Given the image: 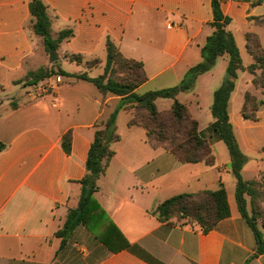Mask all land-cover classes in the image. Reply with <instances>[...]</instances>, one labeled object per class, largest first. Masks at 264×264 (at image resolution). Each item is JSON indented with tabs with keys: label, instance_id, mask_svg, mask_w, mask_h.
Wrapping results in <instances>:
<instances>
[{
	"label": "crops",
	"instance_id": "crops-1",
	"mask_svg": "<svg viewBox=\"0 0 264 264\" xmlns=\"http://www.w3.org/2000/svg\"><path fill=\"white\" fill-rule=\"evenodd\" d=\"M31 1L0 0V141L6 145L0 152V264H155L138 254V248L159 264H245L256 253V239L238 209L236 186H226L229 175L233 176L231 158L225 143L209 130L215 122L213 101L207 99L204 105L198 90L202 81L214 98L227 70L228 56L219 57L210 71L200 75L192 91L176 96H183L180 102L210 140L213 165L181 162L167 149L153 146L143 127L129 126L131 111L119 112L116 124L121 140L112 144L115 156L95 193L115 226L110 229L119 240L113 237L114 250L84 226L77 227L63 249L56 233L64 227L69 211L79 205L80 181L87 173L95 125L110 117L121 97L103 95L92 83L63 76L61 82L56 76L38 85H26L27 74L40 68L88 71L89 75L96 69L100 72L97 76L101 75L110 39L124 57L144 63L148 80L137 93L175 87L203 61L202 48L214 32L210 25L212 0H41L47 6L54 37L63 30H73V36L61 43L54 61L49 60L52 54L47 55L42 38L32 29ZM220 3L224 15L231 19L229 29L244 66L229 102L235 135L249 158L242 175L255 170L259 174L253 180H260L264 173V103L257 121L244 119L242 110L246 93L264 100L247 70L255 62L247 35L255 34L264 48V0ZM72 55L82 56L83 62L72 61ZM220 58L222 66L217 64ZM93 60L100 63L89 69L86 63ZM68 64L71 71L65 69ZM246 73L251 78H246ZM48 82L51 90L42 92ZM124 113L129 119L121 127ZM67 133L71 134L70 153L62 144ZM222 184L231 215L209 233L197 223L178 218L161 222L154 214L171 197L216 190ZM118 234L130 247H121ZM249 264H264V254Z\"/></svg>",
	"mask_w": 264,
	"mask_h": 264
},
{
	"label": "trees",
	"instance_id": "trees-1",
	"mask_svg": "<svg viewBox=\"0 0 264 264\" xmlns=\"http://www.w3.org/2000/svg\"><path fill=\"white\" fill-rule=\"evenodd\" d=\"M29 9L32 29L42 38L45 52L49 56L56 54L61 43L73 36V30H63L54 37L47 6L41 0H32ZM212 11L213 21L210 25L214 28V32L202 48L203 61L192 67L181 83L175 87L143 94L137 93L136 89L148 80L144 63L124 57L110 39L106 43L107 59L104 70L99 76L92 77L88 71L69 73L62 69L49 68H40L27 74L26 85L28 86L38 85L53 76H63L92 83L103 95L112 94L121 97L119 106L110 117L95 125V137L86 161L87 173L80 181L82 188L79 205L69 211L64 227L56 233L62 240L61 249L66 246L68 238L77 227L84 226L94 233L96 239L110 250H114L111 243L115 236L110 230L113 225L96 200L95 193L99 190V179L105 175L115 156L112 144L121 140L116 123L122 109L132 112L129 126L143 127L147 132L148 141L153 146L167 149L183 163L214 164L215 155L210 140L200 131L199 123L191 117L188 107L178 101L176 96L181 92L192 91L200 75L210 71L219 57L228 56L227 75L221 86L214 92L211 113L215 122L210 125L209 130L228 148L231 158L230 169L236 180L235 197L238 209L256 239V253L245 264H249L258 255L264 254V221L261 220L259 224V220L264 219V173L260 180L243 178L242 171L249 158L241 150L229 114L230 98L235 90L238 73L244 69L243 61L233 33L229 29L231 19L224 15L220 0H212ZM247 46L255 61L247 70L253 75V84L262 90L264 96V48L255 34L247 35ZM69 58L79 64L83 62L80 55H72ZM99 63V60H93L87 62L86 66L92 69ZM161 98L174 100L172 107L167 110L169 116L166 118L162 115L164 112L159 111L156 106V101ZM263 103L264 100L246 93L242 110L243 118L257 121V114ZM62 144L64 150L70 153V133L63 137ZM5 148L6 145L0 141V152ZM154 214L161 222L170 221L172 218L186 219L187 222L197 223L204 233H209L217 227L219 222L231 215L227 189L222 184L216 190L176 195L161 203ZM119 237L120 242L123 243L121 247H130L121 235ZM115 241L119 242L116 237ZM136 251L149 261L159 264L139 248Z\"/></svg>",
	"mask_w": 264,
	"mask_h": 264
},
{
	"label": "rangeland",
	"instance_id": "rangeland-1",
	"mask_svg": "<svg viewBox=\"0 0 264 264\" xmlns=\"http://www.w3.org/2000/svg\"><path fill=\"white\" fill-rule=\"evenodd\" d=\"M49 60H51V56H50V58H49ZM217 62V61H216ZM223 59H219L218 60V63L217 64H219V66H222V64H223ZM216 64V63H215ZM225 64V63H224ZM65 69H67L68 71H71V69H72V67H71V65L70 64H68V65H66L65 66ZM216 77H218V74H219V72H220V68L218 67L217 69H216ZM100 72H98L96 69H94L92 72H90V75H92V76H97L98 74H99ZM226 70H225V74L222 76V79H221V82H219L220 84H219V86L223 83V81H224V79H225V77H226ZM246 78H251V75L249 74V73H246ZM52 78H56V76H53ZM196 82H197V80L195 81V84H194V87H195V85H196ZM243 82V81H242ZM21 90H22V92L24 93V91H25V89L24 88H21ZM198 90H199V92L201 93V102L205 105L206 104V102H207V99H210L211 101H213V95H209V93L208 92H206L205 91V87H204V85H203V83H202V81H200L199 82V84H198ZM252 91L255 93V94H257L258 96H261V92H260V90L259 89H256L255 87H253L252 86ZM13 94V96H15V97H17V94L16 93H12ZM183 96L182 97H178L177 98V100L178 101H183ZM173 103H174V100L173 99H169V98H162V99H160L159 101H158V103H156V106H157V108L158 109H160V111L161 112H164L162 115L164 116V118H166V117H168L169 116V113L167 112V110H169L168 108L169 107H171L172 105H173ZM208 116H211L210 115V113H209V115ZM128 119H129V114L128 113H124V115H123V117H121V119H120V125H121V127H125L126 125H127V121H128ZM204 119V118H203ZM258 174H259V172H257V171H253V170H250V171H247V172H244L243 173V178L245 179V180H253V179H256V177L258 176ZM232 182V183H231ZM226 186L230 189L231 187H233L234 189H235V186H236V183H235V179H234V177L232 176V175H229V177H228V181H227V184H226ZM180 221H187L186 219H179ZM261 220H263L264 221V219L262 218V219H260L259 220V224H261ZM264 229V228H263ZM76 264H86L84 261H79L78 263H76Z\"/></svg>",
	"mask_w": 264,
	"mask_h": 264
},
{
	"label": "built area",
	"instance_id": "built-area-1",
	"mask_svg": "<svg viewBox=\"0 0 264 264\" xmlns=\"http://www.w3.org/2000/svg\"><path fill=\"white\" fill-rule=\"evenodd\" d=\"M57 82H61L62 81V78L61 76H57L56 78ZM51 84L50 82H48L43 88H42V92H48L49 90H51Z\"/></svg>",
	"mask_w": 264,
	"mask_h": 264
},
{
	"label": "water",
	"instance_id": "water-1",
	"mask_svg": "<svg viewBox=\"0 0 264 264\" xmlns=\"http://www.w3.org/2000/svg\"><path fill=\"white\" fill-rule=\"evenodd\" d=\"M55 59H56L55 54H52V55H51V60L54 61Z\"/></svg>",
	"mask_w": 264,
	"mask_h": 264
}]
</instances>
